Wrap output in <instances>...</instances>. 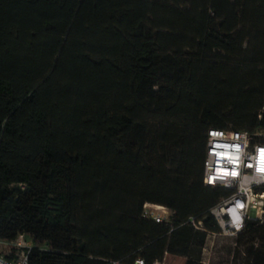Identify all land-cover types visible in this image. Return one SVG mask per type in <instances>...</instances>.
<instances>
[{
  "label": "trees",
  "instance_id": "16d2710c",
  "mask_svg": "<svg viewBox=\"0 0 264 264\" xmlns=\"http://www.w3.org/2000/svg\"><path fill=\"white\" fill-rule=\"evenodd\" d=\"M209 129L264 142V0H0V240L30 264H203ZM235 244L264 264V224Z\"/></svg>",
  "mask_w": 264,
  "mask_h": 264
},
{
  "label": "built area",
  "instance_id": "2783aa9c",
  "mask_svg": "<svg viewBox=\"0 0 264 264\" xmlns=\"http://www.w3.org/2000/svg\"><path fill=\"white\" fill-rule=\"evenodd\" d=\"M257 135L245 131H225L209 129L206 134L205 158L203 162L202 182L206 187L219 188L229 192L210 214L219 227V233H208L202 249L201 261L204 264L209 257L213 240L217 236L237 237L245 231L247 222L264 224V142L256 141ZM259 200L256 204V200ZM259 208V209H258ZM144 216L156 223L170 222L168 209L156 206L146 207ZM256 211V216L252 215ZM149 211H157L154 216ZM160 213L164 216H160ZM191 224L201 229L200 222ZM211 241L210 247L207 243ZM34 245L24 234L16 240H0V264H30ZM133 264H144L137 259ZM161 264V262H154Z\"/></svg>",
  "mask_w": 264,
  "mask_h": 264
},
{
  "label": "rangeland",
  "instance_id": "374dc122",
  "mask_svg": "<svg viewBox=\"0 0 264 264\" xmlns=\"http://www.w3.org/2000/svg\"><path fill=\"white\" fill-rule=\"evenodd\" d=\"M257 202H259L258 199L256 200L255 203L258 204ZM147 206L154 207L155 205L145 204L144 211L147 210L146 209ZM149 212L154 216L158 215L157 211H149ZM252 215L256 216L255 210L252 212ZM160 216L164 217L161 213H160ZM262 221H264V214H262ZM236 240H237V237L217 236L213 241V245L211 247L209 257L205 260L204 264H241L239 259L237 260L233 259V253L237 249L236 244H235ZM238 252H242V248H239ZM180 259H178L176 256L167 257V259L163 258V261L161 263L163 264H182ZM184 263H185V259H184Z\"/></svg>",
  "mask_w": 264,
  "mask_h": 264
},
{
  "label": "crops",
  "instance_id": "0c3cea01",
  "mask_svg": "<svg viewBox=\"0 0 264 264\" xmlns=\"http://www.w3.org/2000/svg\"><path fill=\"white\" fill-rule=\"evenodd\" d=\"M213 241H214V240H213ZM207 245H208V247H210V245H211V241H208ZM167 257H174V256H171V255L165 254L164 258L167 259ZM177 258L180 259V257H177ZM180 261H181L182 264H184V259L181 258ZM161 264H163V263H161Z\"/></svg>",
  "mask_w": 264,
  "mask_h": 264
},
{
  "label": "bare ground",
  "instance_id": "6f19581e",
  "mask_svg": "<svg viewBox=\"0 0 264 264\" xmlns=\"http://www.w3.org/2000/svg\"><path fill=\"white\" fill-rule=\"evenodd\" d=\"M156 208L160 209L161 207H160V206H159V207H158V206H156Z\"/></svg>",
  "mask_w": 264,
  "mask_h": 264
}]
</instances>
